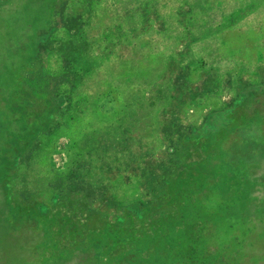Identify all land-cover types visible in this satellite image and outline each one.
<instances>
[{
  "label": "rangeland",
  "instance_id": "374dc122",
  "mask_svg": "<svg viewBox=\"0 0 264 264\" xmlns=\"http://www.w3.org/2000/svg\"><path fill=\"white\" fill-rule=\"evenodd\" d=\"M0 264H264V0H0Z\"/></svg>",
  "mask_w": 264,
  "mask_h": 264
},
{
  "label": "crops",
  "instance_id": "0c3cea01",
  "mask_svg": "<svg viewBox=\"0 0 264 264\" xmlns=\"http://www.w3.org/2000/svg\"><path fill=\"white\" fill-rule=\"evenodd\" d=\"M253 128H254L253 133H251L250 136H249V130H250V128H248V130L245 131L246 132V137H248V138H254V137L259 136V134L261 132V130L259 129V127L258 126H253Z\"/></svg>",
  "mask_w": 264,
  "mask_h": 264
}]
</instances>
